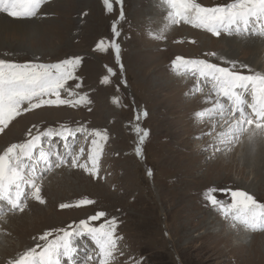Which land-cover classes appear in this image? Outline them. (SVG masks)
Returning <instances> with one entry per match:
<instances>
[{
	"label": "rangeland",
	"instance_id": "rangeland-1",
	"mask_svg": "<svg viewBox=\"0 0 264 264\" xmlns=\"http://www.w3.org/2000/svg\"><path fill=\"white\" fill-rule=\"evenodd\" d=\"M197 2L216 7L234 0ZM122 8L123 20L119 19L121 6L114 4L109 13L103 0H47L33 18L0 12L7 21H33L40 28L17 35L0 33L9 43V47H0V59L54 64L79 56L81 64L75 73L79 79L68 81V86L89 101L22 113L0 133V152L29 130L36 134L61 126L83 127L88 131L77 132L68 145L74 150L77 144L78 154L83 148L78 163L91 167V142L98 138L89 133L107 134L100 141L95 175L72 167L69 157L67 165L42 171L38 183L44 203L29 192L23 211L0 217V264L10 263L28 244L30 248L43 244L38 238L45 232L55 235L59 229L76 228L101 211L104 217L90 221L100 225L115 219V232L121 238L112 264H264V230L251 231L238 223L233 226L205 199L207 190L216 189L217 199L227 204L231 197L223 190H240L264 203V151L258 157L261 168L252 163L254 159L247 160L252 148L254 152L258 147L264 150V137L250 141L244 133L227 147L219 144L215 137L224 129L217 125L213 130L207 119L194 116L211 107L214 82L197 78L198 66L184 64L203 60L241 75H264V52L238 42V38L263 37L223 31L216 36L184 21L173 24L168 5L161 0H123ZM114 22L121 33L116 39L121 46L120 64L114 50H95L101 40L107 44L114 39ZM255 55L261 59L257 70L249 67ZM106 75L108 83L103 82ZM76 83L81 87L75 88ZM61 97L68 98L67 93L62 91ZM137 127L148 133L143 142ZM61 145L62 140L59 152ZM81 200L93 203L77 208ZM62 204L70 207L61 208ZM34 235L37 238L31 239ZM258 245L263 252H258Z\"/></svg>",
	"mask_w": 264,
	"mask_h": 264
},
{
	"label": "snow or ice",
	"instance_id": "snow-or-ice-1",
	"mask_svg": "<svg viewBox=\"0 0 264 264\" xmlns=\"http://www.w3.org/2000/svg\"><path fill=\"white\" fill-rule=\"evenodd\" d=\"M46 2L47 0H0V12L14 18H33L38 15L41 6ZM164 2L171 8L168 17L173 24L184 21L197 28L206 29L216 36H220L223 31L230 35L251 34L264 37V23H260L258 32L249 31L255 23L264 21V0H234L225 6L216 7H204L197 0H164ZM114 4L121 6L119 19L123 20V0H103L105 10L109 13L113 12ZM112 33L114 39L109 40L107 44L101 40L95 50L100 52L114 50L116 62L120 64L121 46L116 39L121 33L116 22L112 25ZM81 59L79 56H74L54 64H18L0 59V133H3L10 123L24 112L42 106L75 107L89 102L86 95H79L68 86V81L79 79L75 73L81 64ZM184 64L198 66L200 75L210 77L214 82L215 99L211 101V107L196 112L194 116L198 119H207L213 130L217 125L224 129L215 137L219 144L227 147L238 141L244 133H248L250 141L257 136L264 137V75H241L226 67H219L203 60L184 61ZM173 66L176 67L175 61ZM122 67L121 65V70ZM108 73L115 75L112 68H108ZM103 82L108 83L109 76L106 75ZM80 87L79 83L75 84V88ZM62 91L67 93L68 98L61 97ZM144 115L147 113L145 112ZM87 131L83 127L73 130L64 126L59 129L37 130L36 134L29 130V139L21 143H13L0 152V202L9 206L8 211L24 210L25 205L22 201L27 195L26 188L32 190L33 199L44 203L41 184L38 183L43 179L37 167L40 164L44 166L42 171L47 172L53 167L67 165L68 157H71L72 167L79 166L93 175L98 172V161L102 150L100 141L107 139L106 133L102 134L95 130L89 133L98 138L91 142L93 147L88 155L91 167L87 163H78L83 148L80 154L71 151L60 153L53 144V138L58 137L65 142L64 146L67 148L69 137H74L77 132ZM136 131L140 141L143 142L148 133L139 127ZM45 143L49 145L47 150L43 147ZM136 151L139 154L140 148L138 147ZM216 191V189L207 190L205 199L225 219H229L233 226L238 223L251 231L264 230V203L258 202L245 191L223 190L231 197V202L226 204L217 199L214 194ZM91 203H93L91 200L79 202V204ZM60 207L67 208L70 205L62 204ZM2 215L0 211V217ZM104 216L105 213L101 211L89 219L97 221ZM115 229V219L106 221L98 227L90 226L87 221L82 220L79 226L71 230L59 229L55 235L52 232H45L38 238L43 244L37 243L18 259H13L10 264H76L75 257L80 251L76 242L78 237H88L95 246L92 252L87 247L83 249L82 264H89L91 261H98V264H112L116 253L119 252L118 241L121 239L116 235ZM49 237L53 238L49 239Z\"/></svg>",
	"mask_w": 264,
	"mask_h": 264
},
{
	"label": "bare ground",
	"instance_id": "bare-ground-1",
	"mask_svg": "<svg viewBox=\"0 0 264 264\" xmlns=\"http://www.w3.org/2000/svg\"><path fill=\"white\" fill-rule=\"evenodd\" d=\"M160 3V2H159ZM154 13V12H153ZM163 15V14H162ZM7 24H11V26L9 27V26H7ZM34 24H36V23H33V21L31 22V21H29V22H16V21H7L6 19H5V17L2 15V14H0V33H1V35H2V33L3 32H6L7 34H9V35H12V34H14V35H17L18 34V32H23V31H35V32H38L39 30H40V28H38V27H36ZM35 26V27H34ZM24 33V32H23ZM1 35H0V47H9V43H8V41H4L3 40V38L1 37ZM242 37V36H241ZM234 38H235V36H234ZM231 39V38H230ZM239 39V45H244V46H250V47H252V48H254V50H261V51H263L264 52V37L263 38H259V37H251L250 39H247V38H238ZM236 40V39H235ZM234 40V41H235ZM235 43V42H234ZM227 44V43H226ZM233 44V43H232ZM238 45V46H239ZM22 46V45H21ZM235 46V45H234ZM237 46V47H238ZM12 47V46H11ZM16 48V47H15ZM21 48H23V49H26L24 46L23 47H21ZM10 49V48H9ZM228 52H231V53H234V51L233 50H231V48H228ZM257 51V52H258ZM230 53V54H231ZM261 54V53H260ZM256 55H259L258 53L256 54ZM254 56V58H253V60H251V63H249V67L250 68H253L254 70H257L256 69V67H259V64H260V56ZM262 55V54H261ZM233 56H237V54H233L232 55V57ZM253 149V151L251 150V151H249V152H251V155L250 156H248L249 157V159L247 158V160H249V161H251L252 162V160H253V162L252 163H255V162H257L256 163V167H257V169H258V167L259 168H261L260 167V164H261V160H260V158L262 157V151H264V150H260V148L258 147L257 149H256V152H254V150H255V148H252ZM258 150V151H257ZM252 155H253V157H252ZM258 157H260V158H258ZM255 161V162H254ZM250 163V162H249ZM251 164V163H250ZM256 167L254 168V171H257V169H256ZM264 171V170H263ZM211 221V220H210ZM211 227V226H210ZM217 230V229H216ZM220 230H222V229H220ZM224 231H225V229H224ZM221 233V232H220ZM240 234V233H239ZM208 235V234H207ZM210 236V235H209ZM223 236V235H222ZM227 236V235H226ZM235 236V235H234ZM243 236V235H242ZM236 237V236H235ZM227 238V237H226ZM261 244V243H260ZM264 246V245H263ZM252 247V246H251ZM251 247H249V249L251 248ZM262 247H261V245H258V252L259 253H261V249ZM253 247L251 248V252H250V256H251V258L255 255H253ZM256 251L254 250V253H255ZM262 252H263V250H262Z\"/></svg>",
	"mask_w": 264,
	"mask_h": 264
}]
</instances>
